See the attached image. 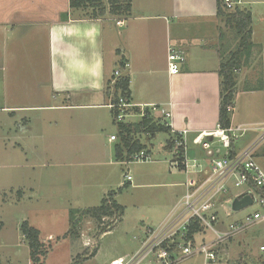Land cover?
<instances>
[{
    "label": "crops",
    "instance_id": "1",
    "mask_svg": "<svg viewBox=\"0 0 264 264\" xmlns=\"http://www.w3.org/2000/svg\"><path fill=\"white\" fill-rule=\"evenodd\" d=\"M236 1L240 10L252 16L253 49L244 81L257 84H246L244 93H264V0ZM79 12L71 10L70 0H0V113L9 115L22 133L30 132L32 144L42 137L38 131L54 127L58 132L52 136L56 142L61 140L58 144L68 141L80 147L92 146L96 126L102 125L101 131H106L113 123L117 128L106 88L120 61H124L130 66L125 73L130 77L134 109L152 105L168 109L171 119L164 121L159 114L155 119L169 123L172 129L169 140L174 133H186L190 165L197 162L207 172L210 163L207 152L193 144V140L214 131L220 119V42L224 37L218 0H133L131 16L119 20L123 26H118L115 18L89 19L79 16ZM108 41L113 52L111 60L107 57ZM170 47L186 56L180 73L175 75L169 73ZM28 113L29 117L25 115ZM234 121L232 114L231 127H236ZM35 123H40L42 129H35ZM66 125L75 131L68 137L61 132ZM22 136L18 145L26 155ZM112 136L117 140L111 141ZM118 136L117 130L107 137L103 151L104 156L112 157L110 145L116 143L115 164L123 165V160L116 158L121 140ZM166 149L171 150L167 146ZM220 150L218 156L226 155L227 150ZM144 151L151 158V151ZM231 152L237 154L234 143ZM202 154L205 164L201 163ZM170 168L174 176L179 170L186 178L185 182L171 184L183 190L169 202L160 226L172 217L173 208L188 186L204 176L174 168L171 162ZM52 237L47 239L51 241ZM24 241L21 233V242L17 240L15 246L20 247ZM12 256L13 264H17L16 254Z\"/></svg>",
    "mask_w": 264,
    "mask_h": 264
},
{
    "label": "rangeland",
    "instance_id": "2",
    "mask_svg": "<svg viewBox=\"0 0 264 264\" xmlns=\"http://www.w3.org/2000/svg\"><path fill=\"white\" fill-rule=\"evenodd\" d=\"M86 13L81 11L79 16H85ZM222 21V51L234 52L237 45L235 33ZM120 33L123 34L124 30ZM107 45V57L111 60L112 46L109 41ZM249 61L248 58L243 59L242 71L238 74L234 125L244 126L246 130L239 133L241 136L234 142V150L237 154L253 150L252 157L264 169V93H244L246 84H257L255 81L251 83V80L244 81ZM25 115L29 117L30 114ZM9 117L0 113L1 264H13V253L17 256V264H33L26 240L20 247L15 246L17 240L21 242L20 225L24 221H28L41 233V239L48 250L46 258L41 260L42 264H110L120 257L130 259L138 255L149 236L148 230L160 227L169 202L174 201L177 193L183 190L171 185L185 182L186 176L179 170L176 176L171 172L170 162L174 160V155L166 149L169 135L165 132H158L153 138L145 134L137 135L151 151L150 161L118 165L113 155L116 143L110 145L112 157L104 156L103 151L107 137L117 133L118 128L113 123L106 131H101L102 125L96 126L92 146L86 144L80 147L68 141L61 144H58L61 140L54 141L52 134L58 132V126L56 130L50 127L44 132L38 131L42 137L32 144V134L22 133L19 125L10 121ZM139 120L140 116L136 113L124 122L136 123ZM102 121L105 122L104 116ZM33 126L42 129L40 123ZM61 132L66 137L75 133L67 125ZM21 136L26 143V155L18 145L22 143V140H18ZM189 149L191 152L194 150L191 141ZM200 156L201 163L205 164L204 155ZM110 161L111 164L108 163ZM127 173L133 179L132 184H128L125 179ZM124 183L128 185L122 188ZM228 187L232 190L231 198L241 191L234 187L233 178L229 179ZM111 192H116L112 195L114 200L125 209L122 219L112 230L101 235L103 227L112 226L119 218L118 215L101 222L84 217L79 224L78 236L67 235L71 229L69 220L73 210L99 207ZM231 204L225 206L231 210ZM256 209V206H250L227 217L221 206V220L227 226ZM50 235L53 236L51 241L47 239ZM201 237L207 242L214 239L215 235L208 230ZM87 241L90 242L89 247L85 246ZM263 242L264 225L252 227L222 245L218 264H264V256L258 252ZM96 250L97 256L91 258ZM150 259L144 264H148ZM178 264H204V256H195Z\"/></svg>",
    "mask_w": 264,
    "mask_h": 264
},
{
    "label": "built area",
    "instance_id": "3",
    "mask_svg": "<svg viewBox=\"0 0 264 264\" xmlns=\"http://www.w3.org/2000/svg\"><path fill=\"white\" fill-rule=\"evenodd\" d=\"M223 3L229 10H234L239 4L236 0H224ZM123 24L122 21L117 22L118 26ZM168 61L169 73L175 75L180 73L181 66L186 62V56L182 51L170 47ZM129 67V64L125 62V70ZM120 76L121 72L117 70L111 83L112 88ZM109 107L113 112L114 120L118 123L124 122L127 117L133 115V109L136 108L131 100L125 98H120L117 103L110 101ZM228 111L233 114L235 107L230 106ZM137 114L141 115V118L147 114L155 118V115L159 114L164 121L172 118V113L168 109L156 105L141 107ZM166 125L170 127L168 122ZM244 130H246L244 126L224 128L218 124L214 131L202 133L194 138L193 144L201 146L210 159L207 172L206 167L197 162L190 165L187 159L188 136L186 133L173 132L172 167L181 168L187 173L204 174V176L201 181L188 186V191L173 208L172 217L168 222L159 228L148 230L149 236L142 244V251L138 255L130 259L118 258L110 264H144L150 257L152 259L148 264H178L195 256H204V264H218L221 247L225 242L244 234L252 227L264 225V169L252 157L251 149L233 157L231 154L233 143L239 139L241 136L239 133ZM110 139L116 141L117 137L112 136ZM217 146L219 149L215 150ZM220 149L227 150L226 155L218 156L222 153ZM149 160V154L141 151L131 160L123 161L122 164L145 163ZM232 178L234 187L241 191L231 198L232 190L228 187V181ZM125 179L132 182V177L128 173L125 174ZM241 195L250 196L253 199V204L250 206H256L257 209L224 226L220 207H224L227 217L240 213V211L234 212L228 209L225 204L232 203L233 199ZM193 224H197L202 229V233L197 232L192 238L190 233ZM208 230L215 237L205 242L201 235ZM85 246L89 247L90 242L87 241ZM258 252L264 256V242L259 246Z\"/></svg>",
    "mask_w": 264,
    "mask_h": 264
},
{
    "label": "trees",
    "instance_id": "4",
    "mask_svg": "<svg viewBox=\"0 0 264 264\" xmlns=\"http://www.w3.org/2000/svg\"><path fill=\"white\" fill-rule=\"evenodd\" d=\"M132 2L133 0H70V8L73 11L87 12L84 17L89 19H103L108 16L127 19L132 13ZM223 2L224 0H218V16L224 20L226 25L235 33L237 39V45L234 52L231 50L228 52H225L226 50L220 52L221 65L219 74L221 77V93L219 124L224 128H229L231 127L232 113L228 111V108L234 106L238 74L242 70L243 59L248 58L253 49L251 43L252 16L250 12L240 10L238 7L234 10H229ZM118 67L121 76L116 79L113 88L111 86V80L106 88V96L114 103L119 102L120 98L131 100L130 77L125 73V62L120 61ZM133 110H135L134 112L139 113V109ZM114 123L117 125L119 131L118 137L121 139L120 144L116 147V158L118 161L131 160L134 155L148 149L137 135L145 134L148 138H153L158 132H165L169 135L172 134V129L166 125V122L157 120L149 114L142 117L139 123H118L115 120ZM171 141L172 139L167 142V147L172 150L173 143ZM231 153L233 157L235 153ZM125 186L126 185L123 187ZM115 194L116 192H111L108 198L102 200L101 206L99 207L73 210L69 220L71 229L67 235L78 236L79 224L84 217L101 222L104 219L118 215L119 218L112 226L106 228L103 227L101 235L112 230L113 226L122 219L125 212L124 207L114 200L112 195ZM20 231L30 249V259L33 264H42L41 260L42 258H46L48 250L45 248L41 239L40 231L33 227L28 221H24L21 224ZM197 232L202 233V229H200L197 224H193L190 233L192 238ZM97 251L98 250H96L90 257L92 258L96 256Z\"/></svg>",
    "mask_w": 264,
    "mask_h": 264
},
{
    "label": "water",
    "instance_id": "5",
    "mask_svg": "<svg viewBox=\"0 0 264 264\" xmlns=\"http://www.w3.org/2000/svg\"><path fill=\"white\" fill-rule=\"evenodd\" d=\"M253 204V199L248 195H241L232 201V211L239 212Z\"/></svg>",
    "mask_w": 264,
    "mask_h": 264
}]
</instances>
